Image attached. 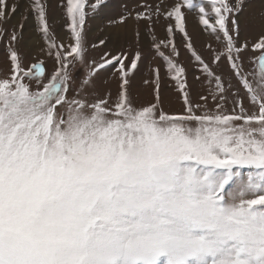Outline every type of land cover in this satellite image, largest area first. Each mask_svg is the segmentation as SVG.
Instances as JSON below:
<instances>
[{"label":"snow or ice","instance_id":"snow-or-ice-1","mask_svg":"<svg viewBox=\"0 0 264 264\" xmlns=\"http://www.w3.org/2000/svg\"><path fill=\"white\" fill-rule=\"evenodd\" d=\"M20 7L0 0V25ZM62 7L69 45L51 35L46 0H27L19 34L15 25L4 30L10 66L0 78V264H264V0L199 7L202 30L223 44L219 52L209 45L213 64L196 53L186 30L183 9L193 0L136 13L149 28L153 17L170 21L154 47L182 94L179 114L160 106L159 68L157 103H134L130 73L139 52L130 64L126 54L105 60L120 66L114 100L96 84L104 64L86 76L73 72L77 61L87 63L89 10L102 12L107 3L62 0ZM29 18L45 39L41 52L55 59L51 74L42 61L25 67L17 45ZM242 26L257 33L253 72L244 68ZM177 31L207 81L202 104L193 102L185 68L172 58L180 55ZM222 63L227 74L216 71Z\"/></svg>","mask_w":264,"mask_h":264},{"label":"rangeland","instance_id":"rangeland-1","mask_svg":"<svg viewBox=\"0 0 264 264\" xmlns=\"http://www.w3.org/2000/svg\"><path fill=\"white\" fill-rule=\"evenodd\" d=\"M8 2L9 4L17 3L21 5L19 13L17 12L16 14L21 16V14L24 13L27 0H8ZM46 2L49 5L47 15L49 18L50 33L56 39L57 44L69 45L74 43L69 27L70 21L62 7V0H46ZM174 2H180V0H106L107 7L102 12L92 13L89 10L84 29L87 41V63L81 65L77 61L76 68L72 69L73 72L79 69L81 74L86 76L91 68H98L100 64H104L105 66L103 68H98L96 84L107 91H111L114 100L120 81L118 74L120 66L115 61L112 63H105V60L113 56L126 54L128 59L124 62L130 64L131 59L135 58L136 54L139 52L140 60L138 61L137 68L130 73L131 93L134 103L138 106H147L150 103H157L155 84H152V82L145 84L144 81H151L154 77L153 70L159 68L161 73L159 84L160 106L164 111L170 114L182 113L184 110V102L182 94L178 89L177 82L172 80L167 73L166 62L154 47L155 43L166 39L167 27L170 21L163 15H161L159 19L153 17V22L149 28L143 20H137L136 18V13L145 11L146 6L155 8L158 4L170 5ZM204 4L205 0H193V8H184L183 11L186 18V30L191 36L194 50L206 63L213 64V52H210L209 45L212 50L219 52L223 50V44L213 35L203 31L202 26L199 24V7L204 6ZM163 11L164 7L161 8V12ZM121 15L128 17L125 25L119 23ZM14 16L11 17L9 24L0 25V78L5 75V72L10 66V60L7 54L9 35L5 34L4 30L7 29L10 32L12 26L15 25L17 26L18 34L20 32L19 22L21 17L18 22H16L13 20ZM29 19L33 20V26L29 29L30 31L32 30L31 32L35 34L37 38L36 43L32 44V47L40 48L36 51H32L30 47H26V39L23 37V33L28 25L25 24L20 42L17 45L20 50L26 54L25 67H30L32 64L42 61L46 68V73L51 74L56 67L55 59L54 57L48 56L46 51L41 52V48L46 49L45 39L39 32L35 19ZM112 20H115L117 23H110ZM128 22L133 24V29L130 33L123 32ZM171 22L174 25V21ZM117 27H122L123 31L118 34L114 41L112 40L113 36L111 30ZM138 32L139 36H137ZM256 36L257 33L255 31L246 30L242 26L240 40L242 43L244 41H248L249 43V49L244 52L243 56L246 72L255 71V61L253 58L256 57L258 53L252 51L250 45L254 42ZM101 39L105 41V44L99 43ZM174 42L180 55L179 57L172 58L185 68V76L188 84L191 86L190 91L193 102L202 104L203 101L200 100V96L207 95L208 87L207 81L204 80L201 66L194 59L191 51L187 49V38L178 31L175 33ZM160 51H162L165 56L171 55L170 48H165L163 45ZM105 54H108V56L106 57ZM213 67H215V65H213ZM216 71L218 73L227 74L229 72V66L227 63H222ZM199 82H203L206 86H198ZM231 100L232 97L229 96L228 103L225 105L226 110L232 108ZM208 103L209 107H213L211 100H209ZM245 103L247 104V101H245Z\"/></svg>","mask_w":264,"mask_h":264},{"label":"bare ground","instance_id":"bare-ground-1","mask_svg":"<svg viewBox=\"0 0 264 264\" xmlns=\"http://www.w3.org/2000/svg\"><path fill=\"white\" fill-rule=\"evenodd\" d=\"M24 5V4H23ZM22 11V10H21ZM18 13H19V11H18ZM20 13H22V12H20ZM20 17L21 16H19V14H16L15 16H14V18H13V20L14 21H16V22H18V20L20 19ZM14 23V22H13ZM26 25H28V27H26V29H25V32L23 33V37L26 39L25 40V44H26V47L28 48V47H30L31 49H32V51H36L38 48H40V47H37V48H33L32 47V44H34V43H36V41H37V38H36V36H35V34H33L31 31H30V27H32L33 26V20L32 19H29L28 21H27V23H26ZM123 28L122 27H117V28H115V29H113V30H111V32H112V40H114L117 36H118V34H120V33H122V30ZM132 29H133V24L131 23V22H128V24H127V26H126V28H125V31H123V32H127V33H130L131 31H132ZM115 41V40H114ZM113 41V42H114Z\"/></svg>","mask_w":264,"mask_h":264},{"label":"crops","instance_id":"crops-1","mask_svg":"<svg viewBox=\"0 0 264 264\" xmlns=\"http://www.w3.org/2000/svg\"><path fill=\"white\" fill-rule=\"evenodd\" d=\"M153 79H154V77L152 78V80L150 81V83L153 81ZM192 82V81H191ZM153 84V83H152ZM193 84H194V82H193ZM194 86H195V84H194ZM198 86H206V84H204V83H202V82H199L198 83Z\"/></svg>","mask_w":264,"mask_h":264}]
</instances>
